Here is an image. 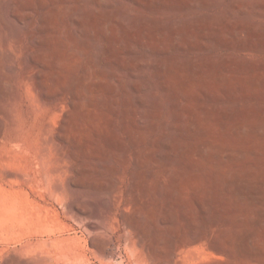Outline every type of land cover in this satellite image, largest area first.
Here are the masks:
<instances>
[{
    "label": "rangeland",
    "instance_id": "rangeland-1",
    "mask_svg": "<svg viewBox=\"0 0 264 264\" xmlns=\"http://www.w3.org/2000/svg\"><path fill=\"white\" fill-rule=\"evenodd\" d=\"M0 264H264V0H0Z\"/></svg>",
    "mask_w": 264,
    "mask_h": 264
},
{
    "label": "bare ground",
    "instance_id": "bare-ground-1",
    "mask_svg": "<svg viewBox=\"0 0 264 264\" xmlns=\"http://www.w3.org/2000/svg\"><path fill=\"white\" fill-rule=\"evenodd\" d=\"M138 1V0H137ZM148 2V1H147ZM130 17V16H129ZM93 22V21H92ZM89 25V24H88ZM138 112V111H137ZM146 115V114H145ZM144 119V118H143ZM129 121V120H128ZM139 122V121H138ZM136 124V123H135ZM138 124V123H137ZM150 125V124H149ZM142 133H143V131H142ZM144 135H147V134H145L144 133ZM136 137V136H135ZM140 137H141V135H140ZM134 143V142H133ZM136 143V142H135ZM141 143V142H140ZM139 144V143H138ZM143 144V143H142ZM136 145V144H135ZM135 145H134V147H135ZM141 145V144H140ZM133 146V145H132ZM136 147H137V145H136ZM149 147V148H148ZM121 149V148H120ZM120 149H119V151H120ZM118 150V149H117ZM126 151V150H125ZM114 153L116 152V151H113ZM113 153V154H114ZM122 153V152H121ZM120 153V154H121ZM123 153H125L126 154V152H123ZM122 153V154H123ZM115 154H118V153H115ZM134 154L136 155V164H137V166H138V168L140 169V171H141V177L143 178V180H145V181H148L149 179H152V177H153V175H150L149 174V172H146V170H145V164H147L148 162L149 163H151L152 162V160L154 161L155 160V162H160L161 161V156L162 155H159V154H157V153H155L154 151H153V146L152 145H149V146H146V148L145 149H143V150H141V149H138V150H136L135 152H134ZM133 154V155H134ZM108 155V154H107ZM110 156V155H109ZM116 156V155H115ZM108 158V157H107ZM134 158H135V156H134ZM133 158V159H134ZM110 159V158H109ZM134 161V160H133ZM160 164V163H159ZM151 165V164H150ZM148 166V165H147ZM155 166H157L156 164H155ZM158 167V166H157ZM137 168V167H136ZM116 169V168H115ZM118 169V168H117ZM118 171H119V169H118ZM121 171V170H120ZM102 172V171H101ZM121 173V172H120ZM120 173L118 174V175H120ZM138 173H139V171H138ZM151 173V172H150ZM140 174V173H139ZM117 175V176H118ZM141 177H139V178H141ZM141 178V179H142ZM139 183H141V182H139ZM69 187V186H68ZM67 187V188H68ZM70 187H72V186H70ZM142 187V186H141ZM148 187V186H147ZM146 188V187H145ZM73 190V189H72ZM66 191H68V189H66ZM70 192H72V191H70ZM69 193V192H68ZM72 207V206H71ZM73 208V207H72ZM72 211H73V209H72ZM79 212V211H78ZM73 213H74V211H73ZM77 213V212H76ZM80 213H81V211H80ZM79 215V214H78ZM92 217V216H91ZM90 217V218H91ZM98 219V218H97ZM97 225V224H96ZM94 226V225H93ZM97 227V226H96ZM93 228H95V227H93ZM98 229V228H97ZM97 231V230H96ZM94 245V244H93ZM93 247V246H92ZM94 250H97L96 252H98L101 256H103L105 253H104V249H101V247L99 248L97 245L95 246L94 245V248H93ZM95 252V253H96ZM97 255V254H96ZM99 255V256H100ZM99 256H97V257H99ZM100 256V257H101ZM82 257H83V260L85 261V258H86V255H83L82 254ZM81 257V258H82ZM79 258V257H78ZM87 259V258H86ZM76 260H77V258H76ZM80 260V262H82V260L81 259H79ZM88 260V259H87ZM78 261V260H77ZM49 262H51V261H49ZM82 263H84V262H82Z\"/></svg>",
    "mask_w": 264,
    "mask_h": 264
}]
</instances>
